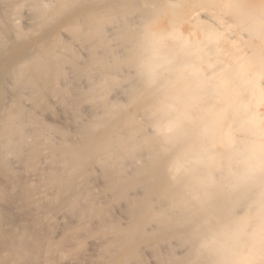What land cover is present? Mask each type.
I'll return each mask as SVG.
<instances>
[{"label":"bare ground","instance_id":"1","mask_svg":"<svg viewBox=\"0 0 264 264\" xmlns=\"http://www.w3.org/2000/svg\"><path fill=\"white\" fill-rule=\"evenodd\" d=\"M0 77V264H264V0H0Z\"/></svg>","mask_w":264,"mask_h":264},{"label":"rangeland","instance_id":"2","mask_svg":"<svg viewBox=\"0 0 264 264\" xmlns=\"http://www.w3.org/2000/svg\"><path fill=\"white\" fill-rule=\"evenodd\" d=\"M198 8H199V6H196V7H195V9H198ZM26 9H27V8H26ZM26 12H27L28 14H26L25 11H24L25 14L22 13V14H23V15H22V16H23V17H22V20H23V21L21 20V23L23 22V23H24V24H23L24 26H28L29 23H27V25H26L25 22L28 21V20L31 21V19H32V14H30V13H31L30 10L27 9ZM29 14H30V16H29ZM27 15H28V16H27ZM24 18L26 19V21L24 20ZM30 21H28V22H30ZM31 22H32V21H31ZM31 22H30V24H31ZM30 24H29V25H30ZM160 24H162V23L160 22ZM162 25H163V24H162ZM30 26H31V25H30ZM30 26H28V27H30ZM184 26H185V25H184ZM155 27H158V28H155ZM155 27H152V28H153V29H154V28H155V29H159V28L161 27V25H160V26H155ZM62 28H64V27H61V31H62ZM161 28H162V27H161ZM161 28H160V29H161ZM66 30H67V29H66ZM66 30H65V31H66ZM62 32H64V31H62ZM65 33H66V32H65ZM67 34L69 35V31H67ZM39 35H40V32H38L37 34L35 33V34L32 36V38H36V37H38ZM76 47H77V46H76ZM78 48H79V46L77 47V49H78ZM78 50H80V48H79ZM4 57H5V56H4ZM4 57H2L1 60H2ZM82 58L88 60V59H89V56H86V57L83 56ZM2 80H3V78L0 77V81H2ZM86 84H87V82H86ZM114 90H116V91H114ZM110 91L112 92V94H111V93H109V94L113 95V92H114V93H116V95L118 94L117 97H119V96L122 97V95H123L122 92L118 93V91H120L119 89L117 90V89H115V88H114V89L112 88ZM109 96H110V95H109ZM114 96H115V94H114ZM54 99H55V98H54ZM56 100H57V101H56ZM56 100H52V102H54V104H55V105L53 104V107H55V108H53V111H51V110H46V111H45V112H47V113L50 112V111L52 112V113L50 112L51 114L48 113V115H49V114H50V115L53 114V115H52L53 117H52V116H49L51 119H54V121H53V120L51 121V122H53V124H52V123H50V124L53 125V126H55V125L58 126V125H59L58 128H65V129L68 131L69 135H71V136H75V135H76V130L74 129V126L71 127V124H70L71 122H70L69 120H68V121H69V122H68L67 119H65V118L62 116L61 112L59 111V109L61 108V104H60V102H59L58 99H56ZM58 105H59V106H58ZM56 106H57V107H56ZM59 107H60V108H59ZM126 108H127V110H129V111H133V110H134V105H133V104H127ZM55 110H56V112H55ZM45 112H43V113H45ZM54 112H55V113H54ZM47 113H46V114H47ZM57 113H59V115H60V114H61V115L59 116ZM46 114H43V116L46 115ZM55 114L58 115V118H59V117H62V118H61V119H57V117H56L57 115H55ZM48 115H46V116L44 117V119L47 118V119H45V120H47L48 123H49V122H50V118L48 117ZM63 118L65 119V120H64V125H65V123H66L67 126L61 125V124H63V120H62ZM86 118H88L87 114H86ZM56 119H57L58 121H61V122H57ZM55 120H56V121H55ZM54 122H55V125H54ZM60 123H61V124H60ZM68 123H69V126H68ZM72 125H73V124H72ZM71 129H72V130H71ZM73 129H74V130H73ZM2 178L4 179L3 181H2ZM2 178L0 179V180H1L0 182L4 185V183H5V178H4V177H2ZM96 178H97V179H96L97 181L95 180V182H97V185H98V186L101 185V187H100L101 189L98 191L99 187H98V189H97L96 186H95V184H94V186H95L94 189H95V191H96V189H97V194L100 195L101 198H104V197L106 198V195H107V194H106V195L103 194V193H105V191H104V189H103L104 187L102 188V184L99 185V183H102V181L100 180L99 177H96ZM95 182H94V183H95ZM102 189H103V190H102ZM102 194L104 195L103 197H102ZM3 200H4V201H3ZM3 200L0 199V201H3V202H4L3 205H1V206H2V207L4 206L5 209L2 208V207L0 206V210H1L2 212H3V211H6V212H8V213L10 212L9 214H8V213H4V212H3V213H4V216L6 217V221L9 222V223H11V221H12V219H13L14 217H16V216L18 217V215H20V214H19V211H21V209H18V210L14 209V208L12 207V204H9V203H10L9 201L7 202V199H3ZM101 200H102V199H101ZM5 201H6L7 205H4V204H5ZM106 202H107V201H106ZM106 202H105V203H106ZM0 203H1V202H0ZM102 203H104V202H102ZM1 204H2V203H1ZM9 205H10V207H9ZM8 208H10V210H8ZM11 208H12V209H11ZM116 208H117V207H116ZM114 209H115V208H114ZM12 210H13V211H12ZM15 210H16V212H15ZM119 210H120V209L117 208V209H116V213H117V216L121 217V216H123V215L120 216V215L118 214V213L121 212V210H120V212H119ZM11 211L14 212V215H15V216L12 214ZM113 211H115V210H113ZM21 212H22V211H21ZM21 212H20V213H21ZM116 213H115V214H116ZM121 213L123 214L124 212L122 211ZM61 214H62V213H60V215H61ZM57 215H58V217H57ZM60 215H59V213H58V214H55V216H54V219H55V220L58 219V220H56V225L54 224V225H55V228H56V229L54 228V230H53V233H54V234H56V233L59 234V233L62 231V227H61V226H62V225H61L62 222L60 221V220H61V219H60ZM13 216H14V217H13ZM62 217H64V214L62 215ZM65 217H66V216H65ZM7 218H9L10 221L7 220ZM10 218H11V219H10ZM123 218H125V215H124ZM123 218L121 217L122 220H121L120 222H124V223H125V221H127V220H126V219H123ZM66 219H67V218H66ZM66 219L64 218L65 221H66ZM57 221H58V222H57ZM57 223H58V224H57ZM59 225H61V226H59ZM57 226H58V227H57ZM6 227H7L9 230H15V229L12 228L10 225H9V226H6ZM60 227H61V228H60ZM57 228H58V229L60 228V229L58 230ZM55 231H56V232H55ZM53 233H52V234H53ZM54 234H53L52 236H54ZM58 234H57V236H58ZM57 236H54V237L56 238ZM89 236H90V237H89ZM89 236H87V237L84 238V239H81V245H82V246H81V245L79 246V247H80L79 251L81 252V251L84 249V247H85V248H86V251H89V252L92 251V252L90 253V256H91L92 258H91L90 256H88V254H86V251L83 252V253H84V257H86V259L88 258V260H90V261H99V260L101 259V258H100L101 255H99L100 250L97 249V245L99 244V242L96 240V238H94V237H97L98 235H96V236H95V235H89ZM99 237L101 238V236H99ZM58 238H61V237H57L56 239H58ZM90 238H91V239H90ZM89 239H90V243L95 242V243H94V246H95V244H96V248H93V247H94V246H93V243H92V244H89V243H88V242H89ZM91 240H92V241H91ZM95 240H96V241H95ZM100 240H101V239H99V241H100ZM97 242H98V243H97ZM101 242H102V241H101ZM82 243H84V246H83ZM87 243H88L89 245H87ZM175 244H176V243H175ZM91 245L93 246L92 248H91ZM142 246H144V247H142ZM142 246H141L142 249H144V252H146V251H145V250L147 249V248H146V244H143ZM177 246H180V248L177 247ZM174 247H175V249L179 248L180 250H183V249H181V247L183 248L184 246L181 245V244H179V243H177V245H176V246L174 245ZM74 248H75V244H74L72 247L70 246L69 249L67 248V249H68V254H69L70 252H73V251H74ZM98 248H99V247H98ZM93 249H97V250H94V251H93ZM175 249H174V251H176ZM180 250L177 249L178 252H175V253H180V252H181ZM148 251H149V249H148ZM93 252H94L97 256H99V258H98V257L95 258V256L93 257L92 255H95ZM57 253H59V252H57ZM65 253H66V252H65ZM65 253H64V256L66 255V256L69 257V255H68L67 253H66V254H65ZM92 253H93V254H92ZM59 254H60V253H59ZM91 254H92V255H91ZM100 254H101V253H100ZM56 255H58V254H56ZM60 255H61V254H60ZM62 255H63V254H62ZM62 255H61V256H62ZM70 255H71V253H70ZM72 255H73V254H72ZM145 255H147V257H148V254H147V253H146ZM61 256H60V257H61ZM150 256H151V255L149 254V257H148V258H146V257L144 258L145 261H146V263H148V264H149V263H150V264H155V263H157L158 260H157L155 257H150ZM58 257H59V256H58ZM73 257L75 258V256H72V257L70 256V257H69V259L72 258V259H71L72 262H71V260H67L66 262L69 263V264H70V262H71V264H74L73 262H76L78 259H76V261H75V260L73 261ZM56 258H57V257H56ZM62 258H63V257H62ZM154 258H155V259H154ZM60 259H61V258H60ZM64 259H65V258H64ZM146 259L148 260V262H147ZM65 260H66V259H65ZM65 260H64V261H65ZM58 261H59V260H58ZM58 261H57V262H58ZM66 262H63V261H62V262H60V263H58V264H66ZM77 263L80 264L79 261H77ZM75 264H76V263H75ZM157 264H158V263H157Z\"/></svg>","mask_w":264,"mask_h":264},{"label":"clouds","instance_id":"3","mask_svg":"<svg viewBox=\"0 0 264 264\" xmlns=\"http://www.w3.org/2000/svg\"><path fill=\"white\" fill-rule=\"evenodd\" d=\"M250 131V139L237 141L234 137L229 139L228 147L235 150L245 162H254L257 165L264 164V135H261L259 126Z\"/></svg>","mask_w":264,"mask_h":264}]
</instances>
